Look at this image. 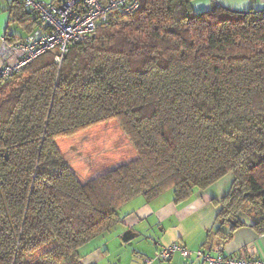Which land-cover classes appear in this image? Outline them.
<instances>
[{"label": "trees", "instance_id": "trees-1", "mask_svg": "<svg viewBox=\"0 0 264 264\" xmlns=\"http://www.w3.org/2000/svg\"><path fill=\"white\" fill-rule=\"evenodd\" d=\"M192 1L139 0L0 83V264H83L134 197L178 204L227 174L215 231L264 230V8ZM113 120L135 156L81 178L56 140Z\"/></svg>", "mask_w": 264, "mask_h": 264}, {"label": "crops", "instance_id": "crops-1", "mask_svg": "<svg viewBox=\"0 0 264 264\" xmlns=\"http://www.w3.org/2000/svg\"><path fill=\"white\" fill-rule=\"evenodd\" d=\"M210 1L193 0L192 7L194 10L205 9L209 7ZM221 4L233 10H245L249 6L256 9L264 8V0H221ZM14 5V0H0V45L2 39L6 37L23 39L36 27L35 23L28 20V15L21 20L16 14ZM231 181L232 176L227 174L204 189H196L188 200L178 204L173 201L170 190L151 198L138 195L121 206L120 214L122 217L125 216L124 221L120 223L113 237L120 246L124 247L145 240L142 242L143 245L148 244L151 247L150 251L142 250L140 254L142 257L154 255L162 244L171 242H178L192 250L202 248L212 255L264 257V237L253 226L247 224L237 227L231 237L226 239L223 233L215 231L217 207L220 205V199L228 191ZM228 227V221H224L221 226L223 231H227ZM126 230L129 231V236L123 240V233ZM106 236L96 238L92 244L84 247L83 253L85 252L86 255L81 259L83 264H97V257L108 250ZM142 257L141 259L139 257L138 261L133 260L132 264H143ZM120 263L121 258L119 261H111V264ZM151 264L206 263L192 256L184 258L175 253L164 262Z\"/></svg>", "mask_w": 264, "mask_h": 264}, {"label": "built area", "instance_id": "built-area-1", "mask_svg": "<svg viewBox=\"0 0 264 264\" xmlns=\"http://www.w3.org/2000/svg\"><path fill=\"white\" fill-rule=\"evenodd\" d=\"M212 1V0H211ZM35 20L34 31L23 39L3 38L0 45V83L20 72L45 53H51L60 65L69 46L94 35L97 26L114 14L130 15L139 0H21ZM264 237V230L261 232ZM178 253L206 264H264V257L212 255L202 248L189 249L178 242L164 243L153 257H143V264L168 260Z\"/></svg>", "mask_w": 264, "mask_h": 264}, {"label": "rangeland", "instance_id": "rangeland-1", "mask_svg": "<svg viewBox=\"0 0 264 264\" xmlns=\"http://www.w3.org/2000/svg\"><path fill=\"white\" fill-rule=\"evenodd\" d=\"M56 143L60 151L69 159L70 165L83 179L128 162L135 156L131 142L115 120L94 125L73 136L59 138ZM115 232L106 236L108 250L97 257V264H111V261H119L120 258V264H132L133 260L138 261L139 257L141 259L142 250L150 251L151 245L144 246L142 243L145 240L126 247L120 246L113 237ZM153 256L152 254L149 257ZM164 261L166 260L153 262Z\"/></svg>", "mask_w": 264, "mask_h": 264}, {"label": "water", "instance_id": "water-1", "mask_svg": "<svg viewBox=\"0 0 264 264\" xmlns=\"http://www.w3.org/2000/svg\"><path fill=\"white\" fill-rule=\"evenodd\" d=\"M128 236H129V231L126 230V231H124V233H123V237H122V239H123V240H126Z\"/></svg>", "mask_w": 264, "mask_h": 264}]
</instances>
